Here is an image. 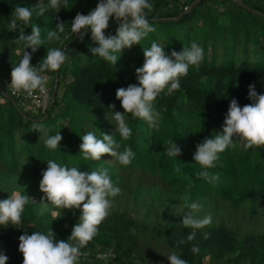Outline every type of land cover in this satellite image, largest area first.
Listing matches in <instances>:
<instances>
[{"label": "trees", "instance_id": "1", "mask_svg": "<svg viewBox=\"0 0 264 264\" xmlns=\"http://www.w3.org/2000/svg\"><path fill=\"white\" fill-rule=\"evenodd\" d=\"M70 1L80 3V9L72 15L73 18L77 13L87 15L98 3V0ZM193 1L149 0L153 7L151 11L145 9V13L150 23L182 25L196 17L207 4V0H200L191 7ZM229 1L240 7L233 0ZM243 1L264 12V0ZM38 3L47 4L48 1L0 0V39L11 34L18 37L20 31H25L26 35L31 34V25L25 26L21 23L17 32H10L7 25L13 18L12 12L17 5L35 9ZM186 6L189 7L188 11H184ZM246 11L254 19H264L252 11ZM235 12L237 13L236 10L233 13ZM55 16L61 15L54 9H49L42 17H38L34 11L31 24L46 26L42 39L46 40V33L54 30L57 22ZM117 27L115 17L110 18L105 35H115ZM62 37L65 38L62 47L67 44V56L74 60L73 78L66 84L62 97L58 96L59 82L57 83L48 118L38 121V116H26L12 100L0 92V164L4 166V169H0V174L4 173L2 170L15 173L20 172V167L21 170L26 167L28 173L24 176L29 177L31 187L36 189L39 188L42 171L47 169V161L55 160L61 166H75L82 172L106 168L112 182L123 189L125 174L121 172L136 171L139 174L158 175L174 193L183 192L189 195L191 199L188 202L197 197H211L214 193L228 198L234 207L249 202L251 215L260 204L264 213V145L245 148L244 141H233L232 145L218 154L215 167L207 169L210 173L219 175V180L215 183L197 178L196 174L204 169L193 160L198 143L216 133H222L225 115L232 99H236L241 107L252 103L249 99L250 84L255 85L258 94H264L263 60L250 62L245 57L235 64L230 55V60L220 65H216L213 58L210 63H200L198 68L190 66L187 75L180 77L179 90L171 95L162 92L154 101V107L160 112L159 129L149 127L142 119L129 118L132 136L125 141L115 132V122L112 120L115 111L124 112L121 102L116 99V90L138 83L136 72L126 74L123 67L130 62L138 63L142 67L143 48H149L156 41L154 32L143 38L140 44L124 49L114 67L99 56L91 55L90 47L96 45L91 40L90 29L81 42L71 32V22H66ZM58 41L46 42L50 45ZM44 44L32 53L31 64L44 58L39 55ZM169 44L171 45L168 46L166 54L170 55L173 50L176 51L177 42L173 38ZM20 48L23 53L24 49L22 46ZM26 51L31 52V49ZM80 61L83 63H77ZM66 69L67 64L53 74L63 73L64 78ZM8 73L11 72L0 67L1 75ZM60 100L64 103L63 108L60 107ZM111 105H115V108L111 109ZM64 120L67 126L60 124ZM37 123L51 129L49 135L60 132L63 137L60 146L48 149L40 132L34 130ZM86 131H94L98 138H102V133L113 135L122 146H130L135 153L131 164L122 165L114 157L109 161L104 155L100 160L84 159L79 152V146ZM169 140H173L181 148L182 155L177 158L167 156ZM177 167L181 172L175 171ZM139 191V188L135 189L136 196ZM42 196L25 205L21 223L0 225V252L8 257L7 264H23L19 237L25 231L31 235L34 231L46 233L51 228L56 233L57 240L66 241L74 225L79 222L81 214L78 215L76 223L74 221L68 226L66 217L60 214L53 216L48 210L39 211L42 201L46 199L44 193ZM143 225L138 219L127 217L123 212H110L98 226L97 235L81 249L88 252L89 259L78 260L77 264H170L168 259L163 263H148L138 255L133 256L137 248L139 249L138 229ZM153 227L188 264H204V258L208 256L210 259H226L231 264H264V231L257 235H238L224 228L222 224L202 229L185 228L182 224L167 227L158 224ZM192 232H195V238L189 241L187 236ZM204 233L209 234L207 239L204 238ZM194 245L198 246V253L191 251ZM99 253L108 255L106 258L112 263L96 257Z\"/></svg>", "mask_w": 264, "mask_h": 264}, {"label": "clouds", "instance_id": "2", "mask_svg": "<svg viewBox=\"0 0 264 264\" xmlns=\"http://www.w3.org/2000/svg\"><path fill=\"white\" fill-rule=\"evenodd\" d=\"M68 6L69 0H48L47 4L38 3L35 9L19 5L15 7L13 18L7 25L9 31L17 32L21 23L32 27L31 34L26 35L25 31H20L18 37L10 41L24 49L21 59L12 63L10 85L15 93H26L28 96L36 91L45 93L49 79L45 73L56 72L65 63L67 50L64 46V50L48 48L46 56L38 65L31 64L32 53L39 46L46 41L60 40L61 34L65 32V22L55 16L57 23L54 30L46 33V40L42 39L40 27L31 24V19L34 11L38 17H42L49 9L59 12L61 8ZM152 7L149 0H98L96 7L87 15L77 13L71 22V32L82 42L90 29L91 40L96 45L90 47L91 55L99 56L114 67L124 49L140 44L149 33L156 31L145 13V9L151 11ZM112 17H115L118 27L115 35L106 36L105 30ZM29 48L31 52L26 51ZM143 53L144 63L135 70L138 83L116 90V99L121 102L124 112L115 111L112 120L115 122V132L125 141L132 136L129 118L142 119L149 127L159 129L160 112L154 107V101L162 92L171 95L179 90L180 77L187 75L190 66L198 68L204 59L203 47L195 41L189 47H183L179 53L173 50L170 55L165 53L164 44L153 41L149 48H143ZM249 99L252 103L243 107L236 99H232L225 115L222 133L205 138L196 145L193 160L204 169L196 174L197 178H203L209 183L219 180L218 174L210 173L207 169L215 167L218 154L232 145L234 139L244 141L245 148L264 145V94H258L255 85L250 84ZM110 108L114 109L115 105ZM34 130L40 132L48 149L60 146L63 139L60 132L49 135L51 129L39 123L34 125ZM81 139L79 152L86 160H100L103 155L108 154L126 166L131 164L135 156L130 146H122L113 135L102 133V138H98L94 131H86ZM166 154L177 158L182 155V151L173 140H169ZM175 171L181 172V169L177 167ZM41 175L39 188L46 195L48 203L57 209H80L82 214L66 241L57 240L56 233L51 228L46 233L34 231L31 235L25 231L19 237L23 264H77L81 249L97 235L98 226L112 210V198L121 194L122 190L112 182L106 168L82 172L78 167L61 166L55 160H48L47 169ZM30 199L27 194L13 191L6 199L0 200V225L21 223L22 213ZM190 199L189 195L184 197L185 201ZM42 203L47 207L48 203ZM187 207L189 211L183 214L181 222L185 228L202 229L211 225V214L199 215L203 209L201 203L191 202ZM55 215L54 212L53 216ZM208 237L209 234L204 233V238ZM194 238L195 232L187 236L189 241ZM191 251L198 253V246L194 245ZM167 259L170 264H188V261L175 252L169 253ZM7 260L8 257L0 252V264H7Z\"/></svg>", "mask_w": 264, "mask_h": 264}, {"label": "rangeland", "instance_id": "3", "mask_svg": "<svg viewBox=\"0 0 264 264\" xmlns=\"http://www.w3.org/2000/svg\"><path fill=\"white\" fill-rule=\"evenodd\" d=\"M245 1L251 2L252 0ZM206 3L196 17L182 25L151 23L156 29L154 32L156 42L164 44L165 53L168 51V46L171 45L169 41L174 38L177 42L176 52L178 53L183 50V47H189L193 41L201 45L204 50V59L201 63L204 61L210 63L214 58V63L220 65L228 62L231 58L230 55H232L231 59L234 60L235 64H238L245 57L250 62L264 61V19H254L250 12L235 6L229 0H207ZM79 9L80 3L78 1H70L68 8L59 10L60 21L65 22V24L72 22L74 19L72 15ZM188 9H184V11H188ZM235 10L237 13H233ZM56 13H58L57 10ZM38 27H40L41 35H43V29L46 28L45 24H39ZM15 38L17 35L11 34L0 39V67L10 72L12 63L18 62L22 57L20 46L10 42ZM63 39L65 38L62 37L60 41L50 45L45 42L42 53L39 52V55H42L43 58L46 56L48 48H61ZM61 49L64 50V47ZM77 63L82 64L83 61ZM66 64L67 69L64 78L62 77L63 73H54L57 76V83L59 82V97L63 96L66 84L73 78L74 60L67 56L61 68L65 67ZM136 68H139L138 63L130 62L123 67V71L126 74H134ZM59 104L61 108L64 107L62 100L59 101ZM56 112L59 111L56 110ZM60 124L67 126L66 120ZM234 141L241 143L239 139H234ZM104 156L107 160H112L110 155L105 154ZM0 169H4L3 164H0ZM19 170L20 172L15 173L2 170L4 173L0 174V199H6L13 191L27 194L31 198L30 201L43 197L40 188L33 189L29 177L24 176L28 173L26 167H23L22 170L20 167ZM121 174H125V185L123 189L121 188V194L112 198L114 204L110 212H123L127 217L136 218L144 224L138 229L139 249L137 248L133 256L138 255L148 263H163L167 259V255L174 252V247L166 243L163 236L153 226L159 224L167 227L172 224H182L183 214L189 211L187 204L191 202H199L203 205L199 215H212L211 225L205 227H217L222 224L224 228L238 235H257L264 231V213L260 204L256 206L251 215L249 202L246 201L238 207H234L228 198L214 193L211 197H197L188 202L184 200L185 193H174L158 175L139 174L136 171L128 173L122 171ZM137 188L140 191L136 196L135 189ZM169 200L170 202H168ZM43 202L48 203L46 199ZM40 210H48L52 214L55 212L56 215L60 214L66 217L68 226L74 221L76 223L78 215L82 214L80 209H57L50 203L47 204V207H44L42 203ZM107 259L102 258L101 260L112 263ZM211 262L214 264H231L226 259H210L209 256L204 258V264Z\"/></svg>", "mask_w": 264, "mask_h": 264}, {"label": "built area", "instance_id": "4", "mask_svg": "<svg viewBox=\"0 0 264 264\" xmlns=\"http://www.w3.org/2000/svg\"><path fill=\"white\" fill-rule=\"evenodd\" d=\"M188 9V7H184ZM39 62L32 63L33 66L38 65ZM49 79L46 85V92L40 93L36 91L32 96H28L26 93H15L11 87V73L1 75L0 74V86L10 96L11 100L17 106V108L26 116H38L43 117L49 113V107L51 105V92L55 82V74L53 72L45 73ZM108 255L99 253L96 255L98 258H106ZM89 254L87 251L81 250L79 260H88Z\"/></svg>", "mask_w": 264, "mask_h": 264}, {"label": "water", "instance_id": "5", "mask_svg": "<svg viewBox=\"0 0 264 264\" xmlns=\"http://www.w3.org/2000/svg\"><path fill=\"white\" fill-rule=\"evenodd\" d=\"M200 0H194L190 6L192 7L193 5H195L197 2H199ZM237 5H239L240 7L246 9V10H249V11H252L254 13H256L257 15H260L262 17H264V12L248 5L247 3H245L243 0H233ZM179 17V16H178ZM56 76V75H55ZM56 88H57V76L55 77V82H54V86H53V90L51 92V105L49 107V110L51 109L52 107V101L54 100V97H55V93H56ZM0 92L8 99L11 100L10 96L2 89V87L0 86ZM49 116V113H47L46 115H44L43 117H40L36 120L38 121H43L45 120L46 118H48Z\"/></svg>", "mask_w": 264, "mask_h": 264}]
</instances>
